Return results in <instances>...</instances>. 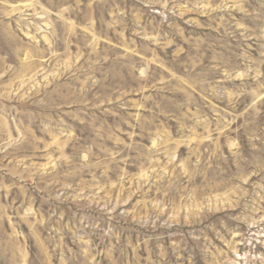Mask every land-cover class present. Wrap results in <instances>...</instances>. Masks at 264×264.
I'll use <instances>...</instances> for the list:
<instances>
[{
  "label": "rangeland",
  "instance_id": "obj_1",
  "mask_svg": "<svg viewBox=\"0 0 264 264\" xmlns=\"http://www.w3.org/2000/svg\"><path fill=\"white\" fill-rule=\"evenodd\" d=\"M0 264H264V0H0Z\"/></svg>",
  "mask_w": 264,
  "mask_h": 264
}]
</instances>
